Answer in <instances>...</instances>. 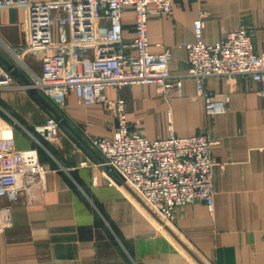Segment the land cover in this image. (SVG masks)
I'll use <instances>...</instances> for the list:
<instances>
[{
	"label": "crops",
	"instance_id": "obj_1",
	"mask_svg": "<svg viewBox=\"0 0 264 264\" xmlns=\"http://www.w3.org/2000/svg\"><path fill=\"white\" fill-rule=\"evenodd\" d=\"M202 12L206 44L246 28L256 53H264V0H174L171 16L152 15L148 22L150 51L171 52L173 75L189 67L185 46L195 41L194 23ZM133 17L131 8L124 9L123 36L128 41L134 36ZM99 26L105 28V21ZM61 32L56 31V38ZM2 43L26 47L22 8L0 10V47L7 53ZM55 52L48 47L42 54L28 52L19 61L29 73L40 74L43 53ZM263 89V83L250 77L232 83L209 79L205 90L213 100L226 102V112L216 115L206 113L191 78L165 96L154 85L107 89L111 100L124 99L133 132L152 141L169 138L171 131L180 138L204 133L213 142L218 164L213 211L194 202L177 208L172 223L156 218L91 146L92 137L113 136L116 121L104 107L83 106L74 93L61 108L47 100L99 159L66 128L56 127L58 140L45 145L48 157L38 153L48 171L44 190L31 202L26 195L14 203L0 198V264H264ZM0 103L32 132L54 119L28 92L5 93ZM12 124L0 114V135L12 138L20 150L36 148L27 132Z\"/></svg>",
	"mask_w": 264,
	"mask_h": 264
},
{
	"label": "built area",
	"instance_id": "obj_2",
	"mask_svg": "<svg viewBox=\"0 0 264 264\" xmlns=\"http://www.w3.org/2000/svg\"><path fill=\"white\" fill-rule=\"evenodd\" d=\"M173 7L174 0H0V10H24L26 47L2 43L7 53L19 61L28 52L42 54L48 47L56 50L51 55L43 53L41 73L30 72L31 85L18 88L34 89L59 108L70 93L83 106L104 107L116 127L110 139L90 138L91 146L103 157V165L163 223H172L177 208L194 202L213 211L214 168L218 166L212 155L213 142L204 133L180 138L172 131L167 139L149 140L131 130L124 99L111 100L107 89L120 92L125 87L154 85L165 96L180 90L183 79L191 78L206 113L216 115L226 112V102L213 100L205 90L209 79L232 83L250 77L264 85V53H256L249 30L240 28L213 45L206 44L202 39L205 12L194 23L195 41L185 46L187 71L173 75L171 52L152 53L148 35L150 17L171 16ZM126 8L134 15V36L129 41L123 36ZM103 21L106 27L102 29L99 23ZM58 29L65 32L56 38ZM11 81L0 69V89ZM261 95L264 98V89ZM56 127V122L49 120L38 130L43 134L47 130L44 137L51 140ZM47 173L37 150H20L12 138L0 135V198L14 203L26 195L33 201L37 191L44 190Z\"/></svg>",
	"mask_w": 264,
	"mask_h": 264
},
{
	"label": "rangeland",
	"instance_id": "obj_3",
	"mask_svg": "<svg viewBox=\"0 0 264 264\" xmlns=\"http://www.w3.org/2000/svg\"><path fill=\"white\" fill-rule=\"evenodd\" d=\"M0 53H1V55L3 56V57H5L9 62H11V63H13V64H15L18 68H19V70H20V72L21 73H23L22 71L24 70L25 72H28L27 74H28V76H27V78L30 80V73H29V71H27V68H26V66L24 65V63L22 62H20V61H18V59L16 58V57H14V56H7L8 54L7 53H5L4 52V50H2V48L0 47ZM7 54V55H6ZM40 62V61H39ZM41 63V62H40ZM0 69H2V70H5L7 73H8V76L9 77H11V79H12V81H11V83H10V86H8V87H6V88H3V89H0V95H3V94H5V93H20V92H22V93H25V92H28V90H22V89H20V88H18L19 86H24L20 81H18V80H16L15 78H13L11 75H10V73L7 71V69L0 63ZM21 69H22V71H21ZM25 91V92H24ZM29 93V92H28ZM1 104V103H0ZM5 109H6V107H4ZM3 108V106L2 105H0V114L2 115V116H6V118L10 121V123L12 124V128H14V127H16V126H18V127H21V128H23V130H25L27 133V135H28V137L30 138V140H31V142H33V144L35 145V147L36 148H34V149H37V151H38V153H39V155H43V156H47L48 157V155L47 154H49L48 152H47V148H46V144H48V143H53L51 140H46V138L44 137V134L42 133V132H40V131H38V133L37 132H35V131H29V129H26L23 125H20V123L18 122V121H16V116L10 111V110H8V109H4ZM4 114V115H3ZM49 120H54V119H49ZM49 120H47L46 121V124H45V126H47V124H48V122H49ZM55 121V120H54ZM57 124V123H56ZM23 126V127H22ZM18 127H16V128H18ZM57 128H58V124H57ZM10 130H11V128H9ZM55 130L56 129H54V131H53V136L51 137V139H53V140H58L57 138H56V136H55Z\"/></svg>",
	"mask_w": 264,
	"mask_h": 264
},
{
	"label": "water",
	"instance_id": "obj_4",
	"mask_svg": "<svg viewBox=\"0 0 264 264\" xmlns=\"http://www.w3.org/2000/svg\"><path fill=\"white\" fill-rule=\"evenodd\" d=\"M0 63L7 69V71L10 73V75L15 78L16 80L20 81L24 86H30L31 82L30 80L27 78V76L24 73H21L19 68L9 62L5 57H3L0 53ZM29 94L41 105L43 106L45 109H47L53 116L55 122L60 125L61 127L66 128L68 131H70L74 137L78 140V142L89 152L91 153L94 157H96L97 159L98 156L96 155V153L94 152V150L92 149L91 146H89L85 140L78 134L76 133V131L69 125L67 119L60 115L57 111V109L50 104L38 91L34 90V89H29L28 90ZM48 135V131L44 130V136ZM102 163H104L102 161ZM109 169V168H108ZM111 170V169H110Z\"/></svg>",
	"mask_w": 264,
	"mask_h": 264
}]
</instances>
